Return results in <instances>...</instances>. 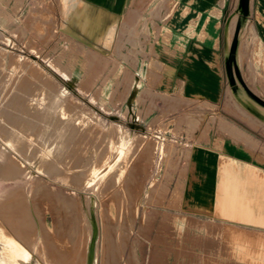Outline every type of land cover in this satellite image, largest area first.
<instances>
[{"label":"rangeland","instance_id":"rangeland-1","mask_svg":"<svg viewBox=\"0 0 264 264\" xmlns=\"http://www.w3.org/2000/svg\"><path fill=\"white\" fill-rule=\"evenodd\" d=\"M236 1L218 25L227 104L210 119L198 109L206 104L155 93L143 81L130 85V37L116 38L114 20L105 30L98 21L82 24V2L75 9L70 0H0V122L10 130L16 117L31 123L17 128L26 134L21 153L0 136V160L9 152L37 175L34 180L23 169L14 180L0 178V235L4 229L24 252L21 264H55L46 242L27 238L2 215L23 197L41 232L55 233L52 244L76 255L83 254L88 235L87 198H95L97 264H264V120L231 92L223 65ZM258 2L250 0L238 60L246 87L264 101ZM210 141L220 152L234 141L247 158L223 152L220 159L212 152V180L191 178L196 150L207 153L196 144ZM120 145L126 151L109 168L104 155ZM27 152L50 154L52 171L36 172ZM93 169L106 176L93 192L70 178Z\"/></svg>","mask_w":264,"mask_h":264},{"label":"crops","instance_id":"crops-1","mask_svg":"<svg viewBox=\"0 0 264 264\" xmlns=\"http://www.w3.org/2000/svg\"><path fill=\"white\" fill-rule=\"evenodd\" d=\"M260 1L256 36L264 44V0ZM70 2L75 9L78 3L82 2L83 11L78 18L82 24L86 19L98 21L105 30L104 27L114 20L116 38L126 36V33L129 35L128 69L133 75L130 85L135 82L139 86L143 81L145 86H153L155 93L206 104L199 106L198 109L206 110L204 115L210 119L214 117L217 109L227 104L222 69L224 33L223 37H220L218 25L222 21L225 22L230 13L226 14V11L231 5V0H70ZM237 3L238 0L236 5ZM74 12L75 10L71 14ZM229 20L230 17L225 25V40ZM226 49L225 45L224 59ZM122 58L119 57L120 62ZM209 143L196 144L206 149L207 153L196 150L193 157L196 174L191 178L212 180V152L218 154L220 159L223 152L232 159L247 158L244 149L234 141L224 144L222 152L212 148V141ZM203 156L205 161L202 159ZM181 202L183 204L182 200ZM233 230L246 236L255 235L249 230Z\"/></svg>","mask_w":264,"mask_h":264},{"label":"bare ground","instance_id":"bare-ground-1","mask_svg":"<svg viewBox=\"0 0 264 264\" xmlns=\"http://www.w3.org/2000/svg\"><path fill=\"white\" fill-rule=\"evenodd\" d=\"M249 1L250 0H238V3H237L236 8L234 10V12L237 13V19L235 21L234 29L232 31L231 37L229 39V43L227 45L226 55H225V59H224V69H225L227 81L231 87V92L235 95V97H237L238 100L243 102L245 109L248 112L255 115L257 118L264 120V101H262L257 96H255L246 87V85H245V83L242 80V77L240 75V71H239V60H238V58H239V49L240 48H238V46L240 45L239 44L240 36H241L240 31H241L242 27L244 26V23L250 14ZM228 26H229V24H228ZM44 77L47 80H50V78L48 76L45 75ZM37 89H38V86H37ZM1 123H2V121L0 122V136L4 137V140L6 141L5 144L7 145V147H9V149L12 148L13 149V150L11 149L12 151L16 150L20 153L23 152L25 149V145H27V143L23 142L26 134L24 135L23 133L18 131L17 128H18V126H21V125L25 126V124H27V126L30 127L31 123L25 122V121H19L18 118L16 117V119L11 120V122H10L16 128L13 127V129L11 128V130L7 128L8 125L1 124ZM22 132H23V130H22ZM55 139H56L55 140V144H56L59 142L58 139H60V135L57 136ZM124 140L126 141V139H124ZM113 142H114V140H113ZM124 146H127V145H124ZM123 149H122V146L120 145L119 147H115V149L113 150V153H109V152H108L109 154L105 153L104 156L107 158V160H110V162H111L110 166H108L109 168L113 165L116 157L117 158L121 157L122 153H125L126 149L124 152H123ZM41 153H39L37 155L36 154L31 155L30 153H28V155L31 157V159H30L31 163L28 162L29 163L28 165L31 168H34V170L38 173H42L40 171L47 172V167L50 166V164H54L52 159H51V155L49 153H48L49 155L47 154L48 156H44L45 153L44 154H41ZM6 156H7V158L4 161L0 160V178L1 179H3V180H14L15 178H19V177H21L20 171L25 169V170L29 171L30 177H32L34 180H36L37 175L31 169H28V168L24 167V165L17 163L13 159L12 155L9 152L6 153ZM100 162L102 163V161H100ZM120 163H122V162H120ZM119 164L116 165V167H118ZM96 166H98V164H96ZM123 166H125V165H123ZM49 169H50V171H52L53 168L51 167ZM116 169L119 170V168H116ZM105 171H107V170H105ZM114 171H115V169H114ZM48 172H49V170H48ZM111 172H112L111 175L112 174L114 175L113 171H111ZM86 173L82 174V172H80V173L77 172V173H74L73 178L72 177H70V178L72 180H74V183H77V184L80 183L81 187L83 186L82 189L83 188L84 189L86 188V190L87 189H93V188L97 189L98 188L97 185L100 183V181H101L100 179L104 176V174H103L104 172L99 171L98 169H93L89 172L87 171ZM115 176H117V174ZM105 177L106 176H104V178ZM37 182H38V180H37ZM77 184H75V185L77 186ZM94 189L92 190V192L94 191ZM94 193H96V192H94ZM23 196H21V197H23ZM12 199H10V201ZM94 199L95 198L89 197V198H87V202H86L87 208L85 210H86V226L88 229V231H87L88 235H87V239L85 242L83 254H77L76 255V252L74 254L73 252H71V250H62V249H58L57 247H55L56 245L54 246V244H52L53 242H51V241L56 240V237H55L56 235H54L55 233L53 234L54 235L53 236L50 232L49 233L45 232L44 234L42 233L43 231L41 232V230L43 228L42 229L40 228V225H39L40 222L38 220V217L36 216L35 212L33 211L31 203L28 202L27 198L24 199V197H23V198L19 199L15 203L14 209H12L10 211H4L2 215H4V217L6 218V221L9 222L10 224L14 223V224L18 225L19 228L21 229V231H23L25 233L27 238L36 240V242L37 241H43L44 243L46 242L45 243L46 245L44 244V246H47L46 248H48V250L47 249L46 250L48 251V253L50 251L51 255L53 254V256H51L49 253L50 257H52L51 260L53 263L55 262V264H97V243H98L97 225H98V221L96 218V212H95L96 207H95ZM230 201H231V199H230ZM27 206L29 207L30 214L27 210ZM10 224L8 226H10ZM14 224H13V226H14ZM0 229H1V226H0ZM3 230H1L3 233L0 235V264H21V259L24 255V252L19 249L18 245H15V243H13L10 240L11 236L9 235V233L6 231H3ZM45 231H46V229H45ZM85 232H86V229H85ZM10 233H11V231H10ZM1 244H2V246H1ZM21 245L22 244H20V246ZM54 254H56V255H54Z\"/></svg>","mask_w":264,"mask_h":264}]
</instances>
